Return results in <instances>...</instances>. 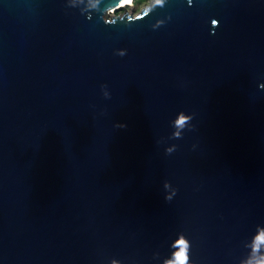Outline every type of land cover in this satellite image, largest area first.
<instances>
[{"label": "water", "instance_id": "1", "mask_svg": "<svg viewBox=\"0 0 264 264\" xmlns=\"http://www.w3.org/2000/svg\"><path fill=\"white\" fill-rule=\"evenodd\" d=\"M121 1L0 0V264H264V0Z\"/></svg>", "mask_w": 264, "mask_h": 264}, {"label": "clouds", "instance_id": "2", "mask_svg": "<svg viewBox=\"0 0 264 264\" xmlns=\"http://www.w3.org/2000/svg\"><path fill=\"white\" fill-rule=\"evenodd\" d=\"M156 2L159 3V0H156ZM180 123H183V120H181ZM258 242L264 243V234L258 237ZM179 247L180 251L175 254V261L173 262V264H188L187 242L181 240Z\"/></svg>", "mask_w": 264, "mask_h": 264}, {"label": "rangeland", "instance_id": "3", "mask_svg": "<svg viewBox=\"0 0 264 264\" xmlns=\"http://www.w3.org/2000/svg\"><path fill=\"white\" fill-rule=\"evenodd\" d=\"M148 1L149 0H147L146 2H144V3H142V4H140V5H135L133 2H132V4L131 5H128L126 8H123V11H121L120 12V14L122 15V14H124V12H127V13H129V14H133L134 16L135 15H138L139 13H140V11L142 10V8H143V6L145 5V4H147L148 3ZM113 9H110V10H108L106 13H105V18L106 19H111L113 16H115V15H117V10L115 11H113Z\"/></svg>", "mask_w": 264, "mask_h": 264}, {"label": "bare ground", "instance_id": "4", "mask_svg": "<svg viewBox=\"0 0 264 264\" xmlns=\"http://www.w3.org/2000/svg\"><path fill=\"white\" fill-rule=\"evenodd\" d=\"M132 2H133V0H122V1L119 3L118 7H123V6L131 5ZM112 12H113V11H112Z\"/></svg>", "mask_w": 264, "mask_h": 264}, {"label": "trees", "instance_id": "5", "mask_svg": "<svg viewBox=\"0 0 264 264\" xmlns=\"http://www.w3.org/2000/svg\"><path fill=\"white\" fill-rule=\"evenodd\" d=\"M146 1H147V0H134V4H135V5H140V4H142V3L146 2ZM121 11H123V9L117 10L116 12H117V14H118V13H120Z\"/></svg>", "mask_w": 264, "mask_h": 264}, {"label": "flooded vegetation", "instance_id": "6", "mask_svg": "<svg viewBox=\"0 0 264 264\" xmlns=\"http://www.w3.org/2000/svg\"><path fill=\"white\" fill-rule=\"evenodd\" d=\"M118 14H120V13H118Z\"/></svg>", "mask_w": 264, "mask_h": 264}]
</instances>
